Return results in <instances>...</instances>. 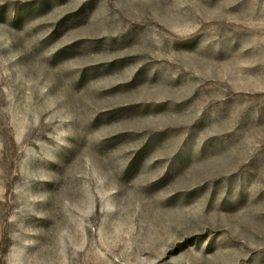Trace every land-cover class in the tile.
I'll return each instance as SVG.
<instances>
[{"label":"rangeland","instance_id":"rangeland-1","mask_svg":"<svg viewBox=\"0 0 264 264\" xmlns=\"http://www.w3.org/2000/svg\"><path fill=\"white\" fill-rule=\"evenodd\" d=\"M0 264H264V0H0Z\"/></svg>","mask_w":264,"mask_h":264}]
</instances>
